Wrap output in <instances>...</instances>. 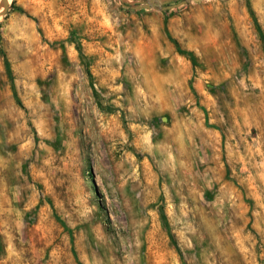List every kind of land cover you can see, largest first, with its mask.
<instances>
[{
    "label": "rangeland",
    "instance_id": "rangeland-1",
    "mask_svg": "<svg viewBox=\"0 0 264 264\" xmlns=\"http://www.w3.org/2000/svg\"><path fill=\"white\" fill-rule=\"evenodd\" d=\"M149 1L9 0L0 264H264V0Z\"/></svg>",
    "mask_w": 264,
    "mask_h": 264
},
{
    "label": "water",
    "instance_id": "water-1",
    "mask_svg": "<svg viewBox=\"0 0 264 264\" xmlns=\"http://www.w3.org/2000/svg\"><path fill=\"white\" fill-rule=\"evenodd\" d=\"M188 0H181L175 3H169L170 0H150L147 4L143 6L145 8L159 7L163 10L172 9L185 4ZM3 6V10H0V17H2L9 8V0H1L0 7Z\"/></svg>",
    "mask_w": 264,
    "mask_h": 264
},
{
    "label": "bare ground",
    "instance_id": "bare-ground-1",
    "mask_svg": "<svg viewBox=\"0 0 264 264\" xmlns=\"http://www.w3.org/2000/svg\"><path fill=\"white\" fill-rule=\"evenodd\" d=\"M0 2H1V0H0ZM0 10H3V6L0 7ZM0 18H1V17H0Z\"/></svg>",
    "mask_w": 264,
    "mask_h": 264
}]
</instances>
